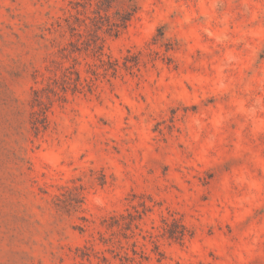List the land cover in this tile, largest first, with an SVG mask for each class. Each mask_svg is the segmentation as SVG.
<instances>
[{
	"label": "rangeland",
	"instance_id": "1",
	"mask_svg": "<svg viewBox=\"0 0 264 264\" xmlns=\"http://www.w3.org/2000/svg\"><path fill=\"white\" fill-rule=\"evenodd\" d=\"M0 264H264V0H0Z\"/></svg>",
	"mask_w": 264,
	"mask_h": 264
}]
</instances>
